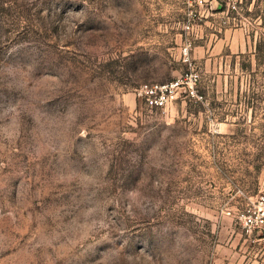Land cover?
Wrapping results in <instances>:
<instances>
[{
    "label": "rangeland",
    "instance_id": "1",
    "mask_svg": "<svg viewBox=\"0 0 264 264\" xmlns=\"http://www.w3.org/2000/svg\"><path fill=\"white\" fill-rule=\"evenodd\" d=\"M263 105L264 0H0V264H264Z\"/></svg>",
    "mask_w": 264,
    "mask_h": 264
},
{
    "label": "built area",
    "instance_id": "2",
    "mask_svg": "<svg viewBox=\"0 0 264 264\" xmlns=\"http://www.w3.org/2000/svg\"><path fill=\"white\" fill-rule=\"evenodd\" d=\"M191 3L203 12L226 7V13H233L239 11L241 0H191ZM198 15L201 16V12ZM196 17L197 13L193 11L190 19L184 23L183 30L187 34L193 31ZM192 46L193 42L188 40L182 49V57L189 67L186 73L168 83H146L140 86L138 95L148 108L166 109L181 96L189 101L204 103L205 96L200 90L201 75L195 69L191 57ZM236 218L248 233H264V194L238 210Z\"/></svg>",
    "mask_w": 264,
    "mask_h": 264
},
{
    "label": "crops",
    "instance_id": "3",
    "mask_svg": "<svg viewBox=\"0 0 264 264\" xmlns=\"http://www.w3.org/2000/svg\"><path fill=\"white\" fill-rule=\"evenodd\" d=\"M263 114H264V105H263Z\"/></svg>",
    "mask_w": 264,
    "mask_h": 264
}]
</instances>
